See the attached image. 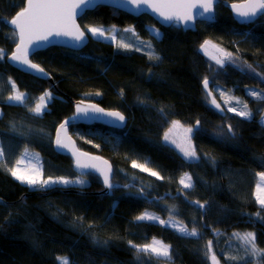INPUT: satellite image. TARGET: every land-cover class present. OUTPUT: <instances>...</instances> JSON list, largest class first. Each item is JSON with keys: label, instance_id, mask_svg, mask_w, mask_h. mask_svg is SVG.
Returning <instances> with one entry per match:
<instances>
[{"label": "trees", "instance_id": "1", "mask_svg": "<svg viewBox=\"0 0 264 264\" xmlns=\"http://www.w3.org/2000/svg\"><path fill=\"white\" fill-rule=\"evenodd\" d=\"M25 2L0 0V50L6 54L0 58V77L10 79L26 94L27 103L45 93L63 102L54 103L50 116L43 118L3 103L0 143H5L7 157L13 155L7 165L13 168L22 150L37 152L45 179H82L85 185L31 189L0 167V264H61L59 258H67L69 264H212L213 255L218 264H264V257L259 256L264 252V207L254 196L256 177L264 172V101L246 93L247 87L257 83L243 80L254 76L264 89V15L251 25L239 26L218 5L215 22L197 23L194 31L184 32L176 24L164 29L148 16L133 18L98 7L79 19L86 34L88 27L115 28L120 44L119 37L126 39L128 33L123 30L130 28L158 59L120 52L123 49H115L113 43L87 34L89 44L81 51L53 47L31 57L33 64L52 76L56 84L52 87L6 63L17 44L7 24ZM149 28L160 37L149 35ZM205 41L231 53L232 60L223 65L211 62L199 50ZM207 79L226 113L224 118L209 109L202 88ZM218 89L240 99L250 119L229 113L219 100ZM76 100L98 102L127 117L124 130L100 125L69 127L75 131L78 149L110 162L114 186L110 195H99L105 190L98 177L77 174L70 159L53 150L56 128L74 114ZM173 122L198 124L192 138L195 160L186 161L162 143ZM19 124L32 128V133H16ZM91 130L122 141L113 149L79 137ZM133 161L148 171L133 167ZM186 174L193 183L189 190L180 185ZM72 189L82 195L70 193ZM145 211L174 218L190 232L195 228L198 235L183 236L151 221H139L137 217ZM248 233L254 234L259 252L253 253L250 243L242 244L236 237ZM153 239L169 247L168 259L133 247L141 248Z\"/></svg>", "mask_w": 264, "mask_h": 264}, {"label": "snow or ice", "instance_id": "2", "mask_svg": "<svg viewBox=\"0 0 264 264\" xmlns=\"http://www.w3.org/2000/svg\"><path fill=\"white\" fill-rule=\"evenodd\" d=\"M83 0H26V6L23 7L14 18L11 19L10 23L14 25L19 30V41L20 43L17 45L16 52L12 54L10 59L14 61H19L23 64H28L31 68H36L38 71H43V69L38 68L36 64H32L28 60V49L29 46L35 40H47L49 36H70L72 39L76 41H81L84 38V33L79 30V26L75 24V15L76 9L80 7V4ZM136 4L137 7H140L141 4H144L148 8L155 13H157L160 17H162L166 21H179L187 24L188 22L194 19V9H202L203 12L195 13L202 15L203 13L211 12L214 0H130ZM233 9L236 10L237 15L245 18L255 17L258 14L264 15V0H247L245 4L232 5ZM93 35H104V31L99 28L89 27L87 29ZM158 34V33H157ZM208 42L205 41V45ZM127 47V45H123ZM223 53V50H218ZM6 55L2 50H0V58ZM224 56H231V53H223ZM151 58V57H150ZM158 59V57H157ZM217 63H222V60L217 59ZM205 86L207 87L208 81H204ZM254 95V93H251ZM50 95V94H46ZM10 101L23 103L24 102V94L17 93L15 95H10L8 97ZM45 97H40L41 103L37 104L34 109H30L37 114H40L42 109L45 107L44 104ZM215 104V100L212 101ZM219 107V105H217ZM247 106L245 105V108ZM92 110L95 112H103V109L97 108L94 105L92 106ZM78 112L85 111L83 109L78 108ZM229 111H235V109L229 108ZM86 114V113H85ZM106 115L112 116L118 120L123 121L124 117L119 112H110L105 113ZM237 115H249L247 111L245 112H237ZM67 123V122H66ZM174 126L178 122H173ZM60 130L66 132L65 124L60 125ZM171 131V129L169 130ZM186 132H191L192 129H186ZM165 139H168V134H165ZM56 143L59 147H69L68 143H65L62 140L60 133H57ZM184 155L190 158H196V152L189 145L188 148L182 149ZM0 155H3L0 152ZM24 164L23 159H19L16 161L15 168H9L8 170L11 174L22 183H28L30 185H35L37 183H42L43 185H48L49 181H39L38 180V172L33 171L32 174H27L28 169L21 168L20 165ZM77 165L81 167H87L88 165H81L79 159L77 160ZM133 167H140L141 171H148L143 165H138L135 161L132 162ZM94 167V165H93ZM151 175H157L155 172H151ZM261 181H264V172L258 173ZM159 178V177H158ZM187 181V183L185 182ZM63 183H68L66 180H62ZM51 183H56V181H51ZM105 183H108V175L105 174ZM181 184L184 185L185 188L191 187V177L185 175L180 181ZM110 186V185H109ZM257 201L264 206V187L257 185ZM198 203V202H197ZM203 207V205H201ZM137 219H156V217L145 213L137 217ZM164 223V221H161ZM178 231L182 233L189 234L191 236H197L198 233L195 228L188 232V229L184 226H179ZM248 243L252 245V252H259L255 247V236L252 233H248L243 237ZM131 243V242H130ZM133 247H137L138 250H142L144 252H150L157 256L168 257L169 256V248L167 245L163 244L158 240H153L152 244L143 245L142 248L139 246L133 245ZM211 248V241L209 242V249ZM212 260L214 264H218L216 261L215 255H213ZM61 264H69L67 258H59Z\"/></svg>", "mask_w": 264, "mask_h": 264}, {"label": "water", "instance_id": "3", "mask_svg": "<svg viewBox=\"0 0 264 264\" xmlns=\"http://www.w3.org/2000/svg\"><path fill=\"white\" fill-rule=\"evenodd\" d=\"M247 0L241 1V2H228L225 0H214L213 7L211 12L203 13L202 15L195 14L203 12L202 9H194V19L187 24L179 22V21H166L162 17H160L157 13L153 12L151 8H148L144 4H141L140 7H137L135 3L130 2V0H83V2L80 4V7L77 8L76 15L74 17L75 24L79 26V30L84 33V38L81 41H76L72 39L70 36H56L52 35L49 36L47 40H35L28 49V60L31 62V57L34 56L38 52L47 51L49 48L53 47H59V48H66L72 51H81L83 50L88 44H89V37L87 34L83 31V29L79 25V19L82 18V16L88 11H93L98 7H107L114 10H117L121 13H124L128 16H131L133 18H138L141 16H148L152 18L159 26L163 28H169L174 24H177L184 32L194 31L196 29L197 23H213L216 21V11L215 7L217 5H221L225 9H227L234 22L237 25H251L255 23V21L263 16L262 14H258L255 17H241L237 15L236 10L233 9L232 5H242L245 4ZM26 6V2H25ZM9 29L13 31V33L16 34L17 37V44L14 45V49L11 53V55L7 56L6 62L7 64L17 70L18 72L29 75L32 77H35L39 80L47 81L51 84H53V80L50 77V75L43 70L38 71L36 68H31L28 64H23L19 61H14L10 59L13 53L16 52L17 45L20 43L19 41V30L12 25L10 22L7 24ZM32 63V62H31ZM33 64V63H32ZM38 68H40L38 66ZM41 69V68H40ZM208 85L205 86V83L203 82L202 88L204 91V94L209 100V109L210 111H213L217 113L219 116L224 118L226 116V113L222 106L219 104V102L215 99L213 93L209 90L210 81L207 79ZM213 99L215 100V104L212 103ZM219 105V107H217ZM74 114L67 117L61 124H65L66 132L60 130V125L57 126L54 139H53V150L54 152L63 157H68L71 159L73 163V170L79 174V175H87L91 174L96 177H98L101 180V183L104 186L105 191H111L113 188L111 181L113 177V170L111 167V164L102 157H98L86 152H83L79 150L72 139V136L69 134L68 128L76 125H84V126H90L94 124H100L107 127H112L116 130H124L127 126V118H124L123 121L118 120L112 116L106 115L105 113H110L112 111H104L103 112H95L92 110V105L87 102H81L76 103L74 106ZM83 109L85 111L78 112L77 109ZM86 113V114H85ZM67 122V123H66ZM198 124L195 125V128H197ZM60 133L62 140H64L65 143L69 144V147H59L56 143V137L57 133ZM231 133V131H229ZM79 159L81 165H88L87 167H81L77 165V160ZM94 165V167H93ZM105 174L108 175V183H105ZM110 185V186H109ZM70 193H75L81 195L82 193L76 192L75 190H70ZM110 195V194H108ZM212 264H214L212 260Z\"/></svg>", "mask_w": 264, "mask_h": 264}, {"label": "rangeland", "instance_id": "4", "mask_svg": "<svg viewBox=\"0 0 264 264\" xmlns=\"http://www.w3.org/2000/svg\"><path fill=\"white\" fill-rule=\"evenodd\" d=\"M88 28H86L87 34L95 40L104 41L107 43L111 42L114 45H116L117 47H120L121 49H126L127 51H130V52L137 51L138 53H141V54L143 53V54L150 55L147 52H143V51L140 52L141 46L146 45V46L150 47V45L146 42L145 43L141 42V40L137 37V35H135V33L130 28L123 30L124 34L128 32L126 39L123 35L119 37V43L120 44L123 43L121 45H119L117 43L118 29L99 27V29H102L104 31V35L100 36V35H93L91 32H89L87 30ZM93 28H98V27H93ZM129 31H131V32H129ZM148 32H149V35L154 36L156 39H158L160 37V34L156 29L149 28ZM207 42H208V44L205 45V42H204L201 45L199 50H200L201 54H203V56H205L211 62H214V63L219 64V65H223L222 63H217V59L222 60V62H224L225 60H229V61L232 60V57H228V56L223 55V53H227V52L223 51V53H221L220 51H218L221 48L216 47V45L212 44L209 41H207ZM123 45H127V47H124ZM230 64L238 67V65H236L235 63L230 62ZM238 68H240L242 70H247L248 66H244V67L239 66ZM250 87H256V84L253 83L252 86H249L247 88H250ZM246 92L248 94L247 90H246ZM249 92L253 93V91H249ZM17 93H21V92H19L17 90L15 84L10 79H6V78L3 79L2 77H0V122L3 121V115H4L3 106H2L3 103L6 106L10 105V106L21 108V109H26L29 115L37 117V118H43V117H46L47 115L50 116L54 103L63 102L60 100V97L58 99L52 93H49L50 95H46L48 93H45L44 95H42L43 97H45V100H44L45 107L42 109L40 114H37L36 112H34L30 109H34L37 104L41 103L40 97H38L37 99H32L30 103L26 102L28 99V96L24 93L23 94H24L25 99H24L23 103L10 101L8 99V97L10 95H15ZM217 93L221 97L219 99L221 104L224 105V107L226 108V110L229 113L231 112V114L236 116L237 112H245L246 111L245 106H243L241 100L238 99L237 97L228 96L225 92L221 91L220 89L217 90ZM248 95H251V94H248ZM229 108L235 109V111H229ZM237 116L241 117V118L246 117L245 115H237ZM261 123H262V125H264V115L261 118ZM189 128L192 129V131L190 133L185 131L186 129H189ZM170 129H171V131H169ZM23 130L25 131V133H32V131H33V129L27 127V125L24 126L23 124H19L16 127L15 132L18 134H23ZM166 133L168 134V139H165ZM166 133L162 136V143L164 145L174 149V151H176L186 161H192V160L196 159V158L186 157L184 155V152L182 151V149L188 148L189 145L191 146L192 149H194V146L192 144L193 143L192 138L194 135V127L189 126V125L187 126V125H184L182 123H177L176 126H174V123H173L172 125H170V127ZM73 134L75 135V131H73ZM79 137L82 138V140L84 139V140L92 142L93 145H99V144L106 143L108 145H106V144L105 145L108 146V148H113V149H116V147H117L116 143L119 140V139L115 138L112 134L104 133V132H100V131H96V130L82 132V133H80ZM5 148L7 149L5 143L4 144L0 143V152L3 153V155H0V167H6L7 169H9L8 165H7V160L11 161L13 158V155H8V157H7V154H5L6 153ZM19 159L24 160V164L20 165V167L22 169L23 168L28 169L27 174H32L33 171H36V172H38V180L39 181H41V182L44 180L49 181L48 185H43L42 183L30 185L26 182L22 183L21 181L17 180L9 171L11 177L14 180L18 181L20 184L27 186L31 189L42 188V190H43V189H49L52 187H61V188H68V187L72 188L73 187L74 188V187L85 185V181L82 179H67V178H55L53 180H52V178L45 179L43 177V173H42V170H43L42 156L37 152L22 150V151H20V154H19L17 160H19ZM15 167H16V163L14 164L13 168H15ZM256 178H257V183H256L255 191H254L255 200L260 207H264L257 201V198H256L258 195L257 185L264 187V181H261L259 175H257ZM62 180H66V181H68V183H63V182H61ZM51 181H56V183H51ZM185 182L187 183V181H185ZM180 185L183 189L189 190L193 186V183L191 181V187H188V188H185L183 184H180ZM145 213L156 217V219H143V220L138 219L139 221H145V222L151 221L152 223H156V224H159L161 226L170 228L180 235L190 236L189 234L182 233V232L178 231V227L182 226V224H180L174 218L169 217V218L164 219L161 216H159L158 214L152 213L150 211H145L142 215H144ZM161 221H164V223H161ZM188 232H190V231L188 230ZM235 236L236 235H234L233 237H235ZM244 236L245 235H237L236 237L240 243L246 244L248 246L249 243L243 239ZM153 240H157V239H153ZM153 240L149 244H152ZM158 241H160V240H158ZM160 242H162V241H160ZM227 249H231V246H229V248H227ZM140 251H142V250H140ZM142 252H144V251H142ZM145 253L150 254L152 256H156V257L161 258V259H168V257H169V256L168 257L157 256V255L150 253V252H145ZM262 254L263 255H259V256L264 257V252H262ZM225 256H226V258L229 257V254L227 251L225 252ZM259 264H261V263H259Z\"/></svg>", "mask_w": 264, "mask_h": 264}, {"label": "bare ground", "instance_id": "5", "mask_svg": "<svg viewBox=\"0 0 264 264\" xmlns=\"http://www.w3.org/2000/svg\"><path fill=\"white\" fill-rule=\"evenodd\" d=\"M241 2V1H240ZM218 6V5H217ZM216 6V7H217ZM216 7H215V9H216ZM197 26V25H196ZM239 26H243V25H239ZM16 35V34H15ZM16 39H17V37H16ZM121 44H123V43H121ZM121 44H119V45H121ZM55 48H59V47H55ZM63 49H66V48H63ZM115 49H117L116 48V45H115ZM67 50H69V49H67ZM70 51H72V50H70ZM124 51H126V49H123V50H120V52H124ZM147 52V53H149L150 55H155V56H157V57H159V55H157L156 54V52L152 49V48H150V47H148V46H146V45H143V46H141V50H140V52ZM43 52V51H42ZM74 52H78V51H74ZM134 52H137V51H134ZM38 53H40V52H38ZM37 54V53H36ZM11 55V54H10ZM9 56V55H8ZM7 57V56H6ZM7 63V62H6ZM46 72V71H45ZM47 73V72H46ZM49 74V73H48ZM47 74V75H48ZM25 75V74H24ZM50 75V74H49ZM29 76V75H28ZM32 77V76H31ZM50 77L52 78V76L50 75ZM35 78V77H34ZM37 79V78H36ZM248 79H252L253 81H255L256 83H257V86L256 87H250V88H248L247 89V91H248V94H251L249 91H253V93H254V95L253 94H251L252 96H255V98L257 99V101L258 102H262V101H264V99H262V97H264V89H263V87H260V82L254 77V76H245L244 78H243V80H248ZM39 80V79H38ZM52 80H53V78H52ZM43 81V80H42ZM45 82H47V81H45ZM242 82V81H241ZM49 83V82H48ZM49 84H51V83H49ZM52 85V87H55V82L53 81V84H51ZM247 93V92H246ZM251 95H249V96H251ZM81 102H84V101H82V100H76V101H73V106L76 104V103H81ZM87 103H89V104H91L92 106L94 105L95 107H97V108H100V109H103L104 111H108L106 108H104L103 107V105H100L98 102H87ZM72 106V107H73ZM264 108V107H263ZM112 112H119L124 118H127L126 117V115H124L125 113H123L122 111H120L119 109H115V110H112ZM215 113V112H214ZM217 114V113H216ZM253 114H254V116H256V115H258V112L255 110L254 112H253ZM263 115H264V112L262 113ZM218 115V114H217ZM219 116V115H218ZM221 117V116H220ZM248 119H250V115H248ZM94 125H100V124H94ZM93 125V126H94ZM128 125V124H127ZM76 126H79V125H76ZM76 126H72V128L74 129ZM84 126V125H83ZM90 126H92V125H90ZM90 126H87V127H90ZM92 126V127H93ZM100 126H104V125H100ZM104 127H106V128H110V129H114V128H112V127H107V126H104ZM197 128H195L194 127V131L196 130ZM116 130V129H115ZM68 131H69V128H68ZM69 134L72 136V139H73V132H70L69 131ZM116 138V137H115ZM74 140V139H73ZM122 140L120 139V140H118L117 141V147L116 148H118V146L120 145V142H121ZM74 142H75V140H74ZM75 144H76V142H75ZM77 146V145H76ZM78 148V147H77ZM80 150V149H79ZM82 151V150H81ZM83 152H84V150H83ZM87 153V152H86ZM63 157V156H62ZM68 158V157H67ZM70 159V158H69ZM70 161H71V159H70ZM108 161V160H107ZM72 162V161H71ZM109 162V161H108ZM110 163V162H109ZM72 165H73V163H72ZM112 167V166H111ZM113 170V169H112ZM112 184V183H111ZM113 186V185H112ZM113 188H114V186H113ZM112 188V189H113ZM111 189V190H112ZM105 190V189H104ZM111 193V191L109 190V191H101V192H99L98 194L99 195H108V194H110ZM82 195V194H81ZM257 203V202H256Z\"/></svg>", "mask_w": 264, "mask_h": 264}, {"label": "crops", "instance_id": "6", "mask_svg": "<svg viewBox=\"0 0 264 264\" xmlns=\"http://www.w3.org/2000/svg\"><path fill=\"white\" fill-rule=\"evenodd\" d=\"M154 21V20H153ZM155 22V21H154ZM156 23V22H155ZM157 24V23H156ZM158 25V24H157ZM175 25V24H174ZM177 25V24H176ZM159 26V25H158ZM159 27H161V26H159ZM161 28H163V27H161ZM164 29H167V28H164ZM88 36V35H87Z\"/></svg>", "mask_w": 264, "mask_h": 264}]
</instances>
